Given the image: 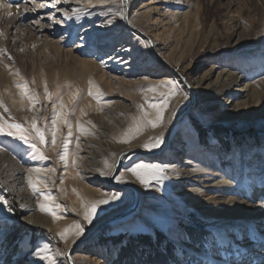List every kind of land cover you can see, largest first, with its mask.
Here are the masks:
<instances>
[{
  "label": "rangeland",
  "instance_id": "374dc122",
  "mask_svg": "<svg viewBox=\"0 0 264 264\" xmlns=\"http://www.w3.org/2000/svg\"><path fill=\"white\" fill-rule=\"evenodd\" d=\"M220 71L234 81L219 85ZM25 81L39 103L20 95ZM168 81L174 95H166ZM45 85L69 105L71 128L61 125L56 145L50 134L45 145L35 141L47 159L0 134V197L8 202L0 206V264H210L228 253L235 264L261 255L264 0H0V100L9 110L0 114L28 128L34 117L50 126ZM165 101L152 127L157 110L149 105ZM158 136L159 147H143ZM129 147L143 153L124 156L111 180ZM140 163L163 171H144L143 183L128 171ZM29 176L58 218L40 210L45 201ZM123 185L136 190L135 207L85 240L99 220L132 205ZM100 199L108 203L86 221V208ZM251 203L256 213L246 209ZM251 237L253 252L239 250Z\"/></svg>",
  "mask_w": 264,
  "mask_h": 264
},
{
  "label": "snow or ice",
  "instance_id": "6c2138e0",
  "mask_svg": "<svg viewBox=\"0 0 264 264\" xmlns=\"http://www.w3.org/2000/svg\"><path fill=\"white\" fill-rule=\"evenodd\" d=\"M100 2H104V0H100ZM4 7H11L10 4L3 5ZM42 6V5H41ZM54 6V5H53ZM34 10V9H33ZM13 13L8 12L7 15L11 16ZM68 14L65 13V16ZM92 83L91 81L89 82ZM167 85L170 86V91L166 95H174L175 94V85L172 84V82L168 81L165 82ZM17 87L21 88L20 95L25 96L28 95L29 101L31 104L39 103L38 97L35 95L30 94L31 90L27 87V82L25 81L23 84H18ZM148 91H155V86H150ZM45 98L52 101V111L50 114V126L46 122L45 127L38 126V118L34 117L31 121L30 128L25 127L22 123L16 122L13 118L10 116L8 118H5L3 114H0V134L7 135L11 137H15L19 139L20 141H23L25 144H28L30 148L35 151L39 152L40 158L47 159V157L44 155L42 151H40L38 144L35 141L39 142V145H45L49 142V134H50V143L52 145L57 144V133L60 130L61 125L71 128V124L67 120V116L69 114V105L64 102L63 99H60L59 96L56 93H50L47 89V86L45 85ZM97 92H99V89L97 88ZM89 95H94V93L89 89ZM77 99V94L73 93L70 97L69 103H74ZM147 99V98H146ZM141 110H143V105L139 106ZM149 107L155 108L157 110V118L156 120H149L148 123L152 125V127H156V124L162 119V112L163 109L167 107V102L165 101L163 103V106L158 104H150ZM0 108H3L4 113H8V108L6 105H4L3 101L0 100ZM146 115V113H145ZM77 128L80 130L82 129V126L77 123ZM68 135H71V132L68 133ZM161 137H156L155 142H147L143 144V147L145 148H157L159 147ZM61 142L63 143V138H61ZM122 142H127V140H124ZM60 159L67 163V154H61ZM75 164V161H73ZM105 166L107 167V162H105ZM146 170H153L157 173L163 171L162 169L158 168L155 165H145V164H136L134 167L130 168L128 171L132 172L135 176L139 177L141 179V182L146 183L147 181L144 179V171ZM34 172H40V169H33ZM107 174V173H104ZM117 180H122L123 176H117ZM28 187L32 190L33 194H36L37 192L40 193L44 203H41L40 210L47 212L51 214L54 218L56 217V213L53 211L52 205L47 203L49 201V196L43 193L39 187H38V179L33 180L31 176L28 177L27 180ZM109 200H116L118 199V196L112 195L108 198ZM7 200L3 197H0V206L7 205ZM108 203V200L100 199L98 201L93 202L89 207L86 208V211L84 213V219L88 222H91L93 215L96 213L97 206L100 204H106ZM21 207H24V205H21ZM72 227V226H70ZM75 228V235L79 236L84 229L82 226L77 223L74 225ZM69 231V229H64L63 231L59 232L58 235L61 237V239H64L66 237V233ZM40 252H47V246L44 248H41L39 250Z\"/></svg>",
  "mask_w": 264,
  "mask_h": 264
},
{
  "label": "bare ground",
  "instance_id": "6f19581e",
  "mask_svg": "<svg viewBox=\"0 0 264 264\" xmlns=\"http://www.w3.org/2000/svg\"><path fill=\"white\" fill-rule=\"evenodd\" d=\"M217 80H218V82H219V85H229L230 83H232L233 81H234V78L232 77V75H231V73H229V72H226V71H220L219 73H218V75H217ZM190 84V83H189ZM188 84V85H189ZM222 88V87H221ZM243 90H244V92H246L247 93V90L246 89H244L243 88ZM245 93V94H246ZM250 93V92H249ZM246 96V95H245ZM165 130H166V128H165ZM127 149H133V148H126V149H124L123 151H126ZM157 151V150H156ZM156 151H154V153L153 152H151V153H153V154H155L156 153ZM158 151H160V149L158 150ZM122 152V151H121ZM118 156V155H117ZM117 158V157H116ZM193 191H196L197 192V190H195V189H192ZM252 205V203L251 204H248V205H246V209L249 211V212H252V213H256L257 211H258V209H256V208H254V207H252L251 206ZM126 208V207H125ZM239 212H244V211H239ZM238 212V213H239ZM256 216H258V217H260L261 215H260V213H257L256 214ZM232 223L235 225V226H239V225H241L243 222L242 221H239V220H237L236 218H234V219H232ZM95 226V225H94ZM93 226V227H94ZM248 227H250V226H248ZM218 234H219V236H220V241L222 240V242H225L226 241V239H225V236L223 235V232H221L220 230H219V232H218ZM258 235V234H257ZM262 235V236H261ZM261 235H258V236H256V238H258V239H261V240H263L264 241V230H263V232H261ZM255 240L251 237V238H249V242H247L246 244H244L243 246H241V247H239V250H245L246 251V249L247 248H250V251L251 252H253V250H254V242ZM262 243V242H261ZM226 244V243H225ZM224 244V245H225ZM258 244V243H257ZM248 246H250V247H248ZM236 249H232V250H230V252H232V256L236 253ZM250 251H246L247 253L248 252H250ZM261 252H259L261 255L260 256H258V257H253V258H251L250 259V257L247 255V258H246V260H247V262L246 263H243L244 261H238V262H240V263H235V264H264V249H261L260 250ZM227 253V252H226ZM229 254V253H228ZM228 254H225L224 256H223V260L222 261H219V260H221L220 258H218V259H215V260H211V259H209L210 260V264H227V262H228V258H227V256H228ZM219 257V256H218Z\"/></svg>",
  "mask_w": 264,
  "mask_h": 264
},
{
  "label": "water",
  "instance_id": "95a60500",
  "mask_svg": "<svg viewBox=\"0 0 264 264\" xmlns=\"http://www.w3.org/2000/svg\"><path fill=\"white\" fill-rule=\"evenodd\" d=\"M192 95V98H193V94H191ZM181 117H183L182 115H179L177 118H175V120L174 121H172L171 123H170V125L168 126V128L166 129V132H165V135H164V138H163V144H162V146H161V149L163 150V148L164 147H166V144H167V136H168V133H169V130H170V128L173 126V124L178 120V119H181ZM134 152H137V153H143L141 150H135V149H129V150H126V151H122V152H120L119 154H118V156H117V158H116V161H115V164H114V167H113V171H112V173H111V180L116 176V174L119 172V169H120V166H121V161H122V159H123V157L124 156H127V155H129V154H132V153H134ZM157 152H159L158 150L156 151V153ZM154 153V152H153ZM153 153H150V154H153ZM145 154V153H144ZM150 154H145L146 156L147 155H150ZM112 184H113V182L112 181H110ZM122 186V185H121ZM124 186V185H123ZM125 188H130L132 191H133V203H132V205L131 206H128V207H126V208H124V209H122V210H120V211H118V212H116V213H114V214H112V215H110V216H107V217H105V218H103V219H101V220H99L96 224H95V226L92 228V230H91V232L85 237V240L86 239H88V238H90L94 233H96V230H98L102 225H104V224H107V223H109V222H112V221H114V220H116V219H118V218H120V217H122L123 215H125L126 213H128V212H130L134 207H135V203H136V190L133 188V187H130V186H128V185H125L124 186ZM71 250L72 249H70L69 251H68V259L71 261V257H70V255H71Z\"/></svg>",
  "mask_w": 264,
  "mask_h": 264
},
{
  "label": "trees",
  "instance_id": "16d2710c",
  "mask_svg": "<svg viewBox=\"0 0 264 264\" xmlns=\"http://www.w3.org/2000/svg\"><path fill=\"white\" fill-rule=\"evenodd\" d=\"M13 234H11V237H13L12 236ZM160 236H162V235H160ZM18 236H15V238H17ZM123 237H121L120 235L118 236V237H116V238H113V239H115V240H120V239H122ZM12 239V238H11ZM141 242L142 243H144V244H146V245H150V243H151V239H150V237L149 236H144L143 237V239L141 240Z\"/></svg>",
  "mask_w": 264,
  "mask_h": 264
}]
</instances>
